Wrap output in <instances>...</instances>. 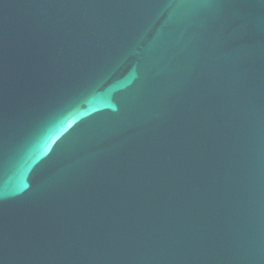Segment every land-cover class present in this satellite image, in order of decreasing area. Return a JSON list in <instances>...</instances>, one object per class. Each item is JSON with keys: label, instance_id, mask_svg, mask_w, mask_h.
<instances>
[{"label": "water", "instance_id": "obj_1", "mask_svg": "<svg viewBox=\"0 0 264 264\" xmlns=\"http://www.w3.org/2000/svg\"><path fill=\"white\" fill-rule=\"evenodd\" d=\"M0 264H264V0H0Z\"/></svg>", "mask_w": 264, "mask_h": 264}]
</instances>
